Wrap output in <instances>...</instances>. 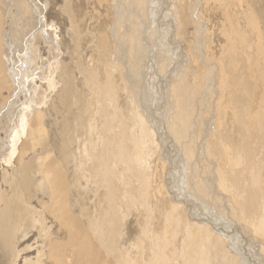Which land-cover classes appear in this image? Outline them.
I'll return each mask as SVG.
<instances>
[{"label": "rangeland", "instance_id": "rangeland-1", "mask_svg": "<svg viewBox=\"0 0 264 264\" xmlns=\"http://www.w3.org/2000/svg\"><path fill=\"white\" fill-rule=\"evenodd\" d=\"M20 1L21 0L16 1L17 2L16 3L15 0L12 1L0 0V8L2 7L0 13L2 14L3 12V15L1 14L0 15L1 16L5 15L3 19L0 20V75L3 78L1 79L2 85L3 86L8 85V87L10 88L9 85L11 83L12 90L16 87V85L12 83V80L7 79L9 67H6V64L4 63L5 55L2 54V51L3 52L6 51V53H8L10 56L12 55L11 56L12 58L14 57L13 61L15 63L13 66L15 70H18L20 67V63H17L16 57L19 58L23 55L24 52L23 41L26 40L29 41L31 39V41L34 42L35 38L33 37L31 38L32 34L39 33V31H37L36 29H31L30 25L22 24L21 21L22 16L20 15V10H19L20 9L19 6L21 5ZM138 1L139 0H72V1L71 0H40V1L35 0L34 3L32 4L33 6H37V7L46 5L47 14L48 13L51 14L52 17H54V20L56 22L58 21L57 22L58 27L61 26L59 30L57 29L58 31L56 30V32L59 34L58 39L59 40L61 39L60 40L61 42H64L65 39L66 44L71 43L69 45H66L64 42V48L67 47L65 48L66 50L62 47L63 50L65 51V52L63 51L62 53H64L65 55L68 54L67 56L63 55L64 59L67 57L64 60V65L66 70H69L70 68L73 67L72 69H70L71 71L70 70L69 71L71 73L73 72L74 75L72 74V76L75 79V82H77V84H79L80 87L82 86L84 81L83 79L84 76L82 77V75L87 71V68H89L88 65L90 66V68L93 67V65L95 67L100 66L105 56L106 58L109 57L108 60L109 61L111 60L109 63L113 62L112 64L114 67L118 68L120 66L118 70L121 71L122 74H120L121 75L120 76L117 73L118 75L116 74L115 75L116 79L115 78L114 79L117 82H120L118 84V86H120V90L123 91L124 93L125 91L127 92L126 97L127 99H129L126 100L127 104L128 105L131 104L132 106V103H135V105H138L139 107L141 106L140 108L142 112H144L143 113L144 116L142 115V117L144 118L143 121L145 122L144 125L146 124V126L148 127V128L146 127V130L148 131V134L146 133V135L148 137V142H149V146H148L149 154H148V158L145 159L146 166L145 165L143 166V170L137 169L136 167V170L134 172L136 177L133 176L135 182L133 180L132 181L134 183H137L138 182L136 180L137 175H141L142 173H147L150 183L155 184L156 188L159 190V194H158V196L160 197L159 201L163 205H161V208H159V206L155 207L153 206L152 200L150 199L151 210L149 209L148 212L151 222L155 226H158L157 229L159 230V232L163 231L162 229L163 223L159 222L161 221L160 219H162L161 215H163L166 211L169 210L170 207L168 206L171 203L180 202L187 207V211H185L184 216H187L188 221L190 222L204 221V223H206V226L210 224L213 230L223 233V235L228 238L227 239L228 242L230 239L231 242L228 243V249L231 248L230 252L233 255L234 254L237 255L238 253L237 257L238 258L241 257L240 258L241 260L243 259V261L240 260L242 264H255V263L264 264V255H263L264 253H261L262 251H264L263 249L264 221L261 220V219L264 220V0H260V1L241 0L242 4L240 3L241 4L240 7L243 6L242 9L240 7H237L238 6L237 4L235 5L234 8V4L237 3V0H198L199 3L197 2V0H187V4L189 3L190 5L189 4L188 5L191 7V9H189L190 11H187L188 5H186L185 0H183V2L185 3L184 7L182 5L184 3L180 0L178 2L177 0H175L174 2L173 0H140L139 2ZM167 1H169L170 3H168ZM66 2H70L69 3V5H71L70 10L74 11V12L71 11L72 15L70 17L61 13L60 10L62 7L65 6ZM139 3L141 6L143 5L142 8L140 5H138ZM205 3L207 5H205ZM192 4L194 6L196 5L195 6L196 10ZM173 5L175 7L177 6L176 8L174 7V10L172 8ZM138 7H140L139 8L140 11ZM236 7L237 9L240 8V10L234 11ZM185 8L187 9L185 10ZM176 9L180 11L184 10L181 11L182 15L184 13L185 15L188 13L190 19L189 22L191 20L193 22L196 21L194 22L195 24L191 21L190 23L192 26L190 25V23L188 24V26L190 25L189 27L186 24V26L184 25L182 28H180L181 32L180 29H178L179 31L176 33L175 30L177 29L174 26V24H172L173 22H175L174 21L175 16H173L175 15V12L176 13L178 12V14H180L178 10L175 11ZM168 11L170 12L172 11L171 14ZM73 15L78 17L80 23L77 22L78 21L77 18ZM171 15L174 17V20ZM196 15L198 17H196ZM74 17L76 18L77 21L75 20ZM41 18H42L41 16H38V18L36 17L34 21L41 20ZM68 19H71L70 22L68 21ZM3 20L5 22V26L2 25ZM72 21H76V24L75 22H73L75 26H77L75 27V29L80 28L76 31L75 33L76 36L73 33L74 28H70L71 26H73ZM68 23H71V26ZM130 23L132 24L135 23V26H137L138 31H136V33L132 29L134 26L133 25L131 26ZM159 23L163 24L162 27H160L161 25H159ZM62 24L65 27V30L63 29L64 27L62 26ZM142 26H144L145 28ZM199 27L201 29H199ZM85 28H87V30ZM47 30H52V29L50 27L49 28L47 27ZM68 30L71 33H73L72 36L71 34H69L70 32ZM193 30L195 33L193 32ZM132 31L133 33H130ZM95 32H97L98 34ZM86 34L87 37L83 39V37H85ZM130 34H132V36L133 34L136 35V39H138L137 46L139 48H137L135 44L136 43L135 36L132 37ZM60 35H62V38L60 37ZM67 36L69 37V39ZM129 36L131 38H129ZM72 37H76L74 38L75 41L78 40L77 38H79V41H77V43L76 42L74 43V44H78V46L80 44V46L78 47L79 49L77 48L76 45L72 43L73 40ZM93 39L95 40V43L93 42L94 41ZM68 41L70 42L67 43ZM140 42L141 44H139ZM129 43L131 44V46ZM42 44L43 43H41L39 39L36 40L35 45L36 48L38 49L37 51H35V54L37 52L38 55L36 54L35 57L37 60L36 62L39 63V65H37V68H39L41 66V63H43L44 61L49 60L48 61L49 64L53 63L52 61H50V59L53 58L54 54H56L55 50L52 49L50 45L48 44L42 45ZM101 44L103 46H101ZM91 46H94V48ZM44 47L46 48L45 51H44L45 49ZM131 47L136 48L135 49L136 51ZM75 48L76 51L74 50ZM93 49H95L94 52H92ZM69 50L75 51V54L73 51L70 52ZM129 51L131 53H129ZM76 52L77 53L80 52V53L77 54ZM96 53L99 55V57ZM91 57H94V60ZM99 60H101V62ZM65 61L68 63H65ZM94 61L96 62L95 64ZM8 64L10 65V62ZM158 68L160 69L162 68V69L160 70ZM185 69L188 72L184 71ZM183 72L184 73L186 72L185 74L188 73L187 75H185L186 78L184 81L185 85L187 86L189 84L188 87H194L195 85V88L196 87L198 88L196 94L197 97L200 91L199 100L196 98V96L194 99L197 101L202 100L203 102V103L201 101L197 102L194 100L195 103L197 102L198 104L200 103L201 105L200 104L198 105L197 103L195 104V112H194L195 115L193 116L194 118L192 117V120H190V122L191 123L194 122V124H191L192 126L190 125L191 127H189V130L191 131V133L189 132V137H188L189 139L186 138L189 141H187L186 139L185 141L181 140L182 143L186 142L185 145L179 143L180 146L189 147L188 151L187 150L184 151L186 153L181 151L183 150V147L178 146L179 144L176 143V141H174L175 138L173 137V134L169 130L170 129L169 127H171L173 125L172 123H174V116H175L174 114H176L177 112L175 106L173 108L174 104H172V100L170 97L171 92L169 91V89L171 87V84L174 83V81H179V79L182 78L184 74ZM33 73L37 74L39 73V70H35ZM172 77H174L175 79ZM117 78H119L120 80ZM34 81H37L42 84H44L45 82V81L42 82L41 80L37 79V76L36 78H34ZM190 81H192V83ZM60 85L61 84H59L57 88H59ZM26 94L23 95L26 96ZM8 95L9 94L7 92L5 94L6 98L8 97ZM29 98L32 99V96L30 95ZM130 99L132 100L130 101ZM9 101L10 99L5 104L3 105L0 104V136L5 135L0 139H4L7 137L4 130L9 128L12 121H15V119L19 115L20 110L23 107L21 105L22 103L21 104L17 103L9 107ZM0 103H2V101H0ZM37 103L38 100H36V102L33 101V103H31L33 106H35L34 109L36 112L37 111L42 112L43 110H47L46 108L49 107L48 103L47 106ZM171 109L172 111L174 110L173 114ZM52 119H53L52 116H50L49 118L45 117V119L41 117L39 119L38 123L36 124V125L39 124L37 128V134L35 136V139L32 137L31 140V144L33 145L27 148L26 154L27 156H29L27 159L29 160L32 159L34 154L35 156L39 155L43 150V148L50 145L51 143L50 140H53V134L56 136V134L58 133V130H56L57 126L54 125L55 123L53 122ZM197 125H201V128ZM167 130H169L171 134ZM207 139H210L208 145L209 148L208 147L206 148V146L203 144ZM47 141L49 142V144ZM153 146L155 148H153ZM179 147L182 149H180ZM190 149L192 153L191 159L188 158L187 156L189 154V153L187 154V152H189ZM241 149L242 151H240ZM233 150L240 152L241 155L243 152L244 155V156L242 155V157H244L243 158L244 162L242 163V167H240L241 165H237L241 161L242 157L234 165V167L237 170H241L240 168L244 169L242 175L243 177L242 176L240 177L239 175V179L237 178V176L235 177V174L230 175L227 169L228 163L231 162L233 159ZM207 152L208 154L210 153L211 155H208ZM40 157H43V155H41ZM255 161L259 163H256ZM4 164L5 163L3 162L1 163L0 161V165H2V168L0 167V189L5 187L7 191L6 189L0 190V197H1L0 205L4 200H7L9 198L8 195L10 196L11 194L9 193H12L13 190L11 186L9 187L10 182L7 181L8 179L7 173L9 174V172L6 171V174L4 176L5 170H3V168L4 169L10 167L12 168L15 166L20 167V165H16V163L11 166ZM137 170H139L142 173H139ZM77 174H79V171L77 172ZM69 180L64 181V183L66 182L65 194H64L65 198L64 197L61 198V202L63 203L60 204L59 207H61L62 212H64L65 215L75 220V222L79 223L80 222L79 218L81 216L80 215L81 213L78 210L79 204L80 203L84 204L85 206L83 207L84 210L86 208L89 209L88 208L89 202H87L86 200L88 199V196L86 198L84 197V194L86 193L85 191L86 184L84 182L80 184V182H78L77 180V176L75 175L71 176ZM118 181L119 182L117 181L115 182L116 183L115 185L117 189H121L122 186V184H120L121 179ZM163 184L165 187H167L166 189L163 186ZM253 185L254 187H252ZM71 188L73 189V193L71 191ZM75 188H78V191L81 190L80 194L76 192ZM98 190L99 193H97ZM98 190L95 191V196H94L95 197L94 199L96 200L95 201L96 207L97 206L99 207L98 202L104 200L102 197L105 196V193H103V191L101 192L100 189ZM2 191L4 193H2ZM151 193H152V189L150 188L149 194ZM165 193H168L167 195L169 197L166 196ZM36 195L39 197L37 196L35 198L33 197L34 198L33 201L36 200L33 204L34 207L36 206V209H39L37 211L38 212L41 211L40 213H43L44 220L46 219L45 221L48 222V223L46 222L47 224L46 223L45 224L47 226L53 227V232L50 230V238L55 235L51 239L56 242L57 241L60 242L58 243L59 248L61 247L60 254L62 256V257L60 256V264L61 263L70 264L72 262L73 257H77L79 259V262H83L81 258H83V256L89 258L91 256V253L94 254L96 258L94 261H91L92 264H115V261H112L113 256L111 254H107L105 250L102 248V246L91 235L89 236L88 230L81 223H79L80 224L79 227H80L81 235L83 234L81 236L82 241L69 239L67 238V236H64L65 231L60 226L59 219L53 214L51 215L49 213V210L51 211V208L54 206L55 203V201H53V199L50 198V193L49 192L48 194L40 193ZM43 197L44 198L47 197L45 198L46 200L43 199ZM82 199L83 202H81ZM239 199H245L246 202L248 201L249 205L247 209L248 210L249 208L251 209V211H249L251 212V214L249 213L251 216L248 214L247 211H246L247 216L246 213L244 215L240 214ZM105 200L107 205V201H109L108 197ZM114 200L112 204L116 205L121 211L120 213L122 215V219L125 225L124 227L125 235L122 237V239L120 238L121 241L123 240L122 241L123 243L120 242V239L115 243L118 245L120 243L123 244V245L120 244L119 246L122 251L124 250L123 252L126 254L128 260H131L136 264H141V263L146 264L148 261L147 259H150V253H149L150 251L148 250L150 248V246L148 245L149 243L145 239L144 241H142L143 243H141L142 244L141 248L138 247L139 244L137 243L138 242L137 236L139 237L143 228L146 227V222H145L146 212H144L145 209L144 207H142L141 204L140 206L129 207L130 209L125 208L123 204L119 201V199L117 200L114 199ZM98 207L96 209H94L95 207L91 208V210L89 211L90 212L89 216H91L94 220L97 219L98 223H100L104 218L103 217L104 214L99 215V213H97L96 210H98ZM166 208H168V210ZM152 213H154V215ZM242 216L246 217L247 220L249 219L250 222L252 223L254 222L253 224L255 225L259 223V221L261 220L260 222L263 223L261 224L263 225L261 226V232L254 234L252 231H250L251 230L250 223L248 226L246 225L249 229L248 231L247 227L244 225L245 223L248 224V222H245ZM248 216L249 218H247ZM252 216L254 217L252 218ZM81 219L85 221V218L82 217ZM48 220H50L51 222ZM54 221H56L57 223L55 222L53 224ZM58 229L60 231L63 230L64 232L62 231L63 233H61ZM23 231L25 232L21 234L22 236L19 238V240L14 242V250H15L14 252H11V254L0 253L1 255L0 264H33L37 262L36 260L39 257H42V255H43L42 258L46 257V254L48 253L49 250L48 248L49 244L48 246H46V243L48 241H46L45 239L46 238L45 234L42 231H40V226L38 225L37 227V225L32 224L30 227L24 228ZM249 232L251 236L249 235ZM106 233L107 231L104 230L105 235ZM261 234L263 236H261ZM254 235L255 236L257 235L256 236L257 239L255 238ZM41 236L43 238H41ZM249 236L252 237L253 239L250 238ZM55 238L57 240H55ZM51 239L47 238V240H51ZM135 243L137 245H135ZM18 244L19 246L16 247ZM107 244H111V243L108 242ZM140 249L141 251H139ZM37 251L39 252V254ZM88 252L90 253V255H88L89 254ZM242 254H244L245 256ZM251 261H253L254 263ZM177 262L178 263L182 262L181 257L177 258ZM54 263L57 264L56 262Z\"/></svg>", "mask_w": 264, "mask_h": 264}, {"label": "bare ground", "instance_id": "bare-ground-1", "mask_svg": "<svg viewBox=\"0 0 264 264\" xmlns=\"http://www.w3.org/2000/svg\"><path fill=\"white\" fill-rule=\"evenodd\" d=\"M16 1H19V0H15V2ZM34 1L35 0H21L20 1L21 5L19 4L21 6V7L19 6V8H20L19 10H20V15L22 16L21 17L22 24L30 25L31 29H36L37 31H39V33H37V34L33 33L32 34L31 38L32 37L35 38L34 42L31 41V39L29 41H27V40L23 41V43H24L23 55L19 58L16 57L17 63H20V67L18 70H15V68L13 66L15 63L13 61L14 57L12 58L11 57L12 55L10 56L8 53H6V51H4V52L2 51V54L5 55L4 63L6 64V67H9L7 79L12 80V83H14L16 85V87L12 90L11 89V83L9 85L10 88L8 87V85L3 86L2 80H1L3 78L0 75V101H2V103H0V104L3 105L6 102H8V100L10 99L9 107L14 105V104H17V103H20V104L22 103L21 105L23 107L20 110L19 115L15 119V121H12L9 128L4 130L7 137L4 139H0V161H1V163L3 162L9 166L14 165L15 163H16V165H20V167L15 166L12 168L11 167L5 168V169L3 168V170H5L4 176L6 174V171L9 172V174L7 173V177H8L7 181L10 182L9 187L11 186L13 190H12V193H9V194H11L10 196L8 195L9 198L7 200H4L2 202V204L0 205V253L1 254L2 253L11 254V252H14L15 251L14 250V242L19 240V238L22 236L21 234H23L25 232V231H23V229L26 227H30L32 224L37 225V227L39 225L40 231H42L45 234V236H46L45 239H46V241L49 242V243L48 242L46 243V246H48V244H49V246H48L49 250H48V253L46 254L45 258H42L43 255H42V257H39V258L37 257L38 259L36 260L37 262H35V263H37V264H55L54 262H56L57 264H60V256H61V254H60L61 249L60 248L61 247L59 248V246H58L59 245L58 243H60V242L59 241L56 242V241L51 239L55 235L54 236L51 235L52 237L50 238V230L53 232V227L46 225L48 222L45 221L46 219L44 220L43 213H40L41 211L38 212L37 210H39V209H36V206L34 207V205H33L34 202L36 201V200L33 201V199L37 196L36 194H40V193L41 194L42 193L48 194V192H49L50 198H52L53 201H55L54 206L51 208V211L49 210V213L51 215L53 214L54 216H56L59 219L60 226L65 231L64 232L61 229L64 232V236H67V238H69V239L82 241L81 236L83 234L81 235L80 227H79L80 226L79 223H81L88 230L89 236L91 235L102 246V248L105 250V252L107 254H111L113 256L112 261H115V264H136V263L132 262L131 260H128L126 254L123 252L124 250L122 251L120 246H119L121 243H123L122 242L123 240L121 241V239L125 235L124 234L125 225H124V221L122 219V215L120 213L121 211L119 210V208L116 205L112 204L115 201L114 199H116V200L119 199V201L123 204V206L125 208H129V207H133V206H140V204H141L142 207H144V209H145V211L144 210L143 211L146 212V215H145L146 220L144 219L146 222V227L144 226L145 228H143L139 237L137 236V241H138L137 243L139 244V246H138L139 248H141V246H142L141 243H143L142 241H144L145 239L149 243V244L148 243L147 244L150 246V248L148 249L150 251L149 252L150 253V259H147L148 261L146 260L147 261L146 264H180V263L181 264L182 263L183 264H242L240 262L241 257H239V258L237 257L238 253H237V255H235V254L233 255L230 252L231 248L228 249V243L231 242L230 239L228 242V240H227L228 238L226 236H224L223 233H220L218 231L213 230L209 223L208 224L210 226L209 225L206 226V223H204V221L203 222H197V221H191L190 222V221H188L187 216H184L185 211H187V207L180 202H175V203H171V204L168 202L170 204L168 207H170V208H169V210H168V208H166L168 211H166L164 214L162 213L163 214V215H161L162 219H160L161 221H159V222L163 223V227H162L163 231L162 232H159V230L157 229L158 226H155L151 222V219L149 218L150 216L148 215V212H149V209L151 206L150 201L152 200L153 206H155V207L159 206V208H161V205H163V204H161L159 201L160 200V197L158 196L159 190L156 188L155 184L150 183L147 173H142L139 170H137L139 173H142V174L137 175V178H139V179L136 178V180L138 182L134 183L135 181L133 179L134 178L133 176L136 177V175L134 173L136 170V167H137V169L143 170V166L144 165L146 166L145 159L148 158V154H149V149H148L149 142H148V137L146 135V133L148 134V131L146 130V127H147L146 124L144 125L145 122L143 121L144 118L142 117L144 112H142V110L140 108L141 106L139 107L138 105H135V103H132V106H131V104L128 105L127 101H126V100H129L126 97L127 92L125 91V93H124L123 91H121L120 86H118V84L120 82H117L115 80L116 79L115 75L117 73L119 75L122 74L121 71L118 70V68L120 66L118 68L114 67L112 64L113 62L109 63L111 60L110 61L108 60V58H109L108 55H107L108 58H106V56H105L104 59L102 58L103 61H102V64L100 66L95 67L93 65V67L90 68V66L88 65L89 68H87V71L86 72L84 71L85 73H83V75H82V77L84 76V78H83L84 81H83L82 86L80 87L79 84H77V82H75V79L72 76L73 72L72 73L70 72L71 71L70 69H72L73 67L69 69L70 71L65 69L64 60L67 57L64 59L63 55H65V54L62 53L64 51L63 48H64L65 39H64V42H61L60 41L61 39L60 40L58 39L59 34L56 32V30L57 29L59 30V28L61 26L58 27V24H57L58 21L56 22L54 20V17H52L51 14H49V13L47 14L46 5L45 6L42 5L40 7L33 6L32 3H34ZM174 1L175 0H173V2ZM178 1L179 0H177V2ZM180 1L183 2V0H180ZM167 2L170 3L169 1H167ZM197 2H198V0H197ZM69 3L70 2H66L65 6L60 9L61 13L65 14L68 17H70L72 15L71 11H73V10H70L71 5H69ZM185 3H186V5L189 4V3L187 4V0H185ZM185 3L182 4L183 7H184ZM240 3H241V0H237V3L234 4V8H235L236 4L238 5L237 7H240L242 4V3L241 4ZM41 4H44V3H41ZM207 4H208V2H207ZM207 4L205 3V5H207ZM138 5H140V3ZM165 5H167V4H165ZM189 5L187 6V8H188L187 11H190L189 9H191V7ZM142 6H141V8H142ZM195 6H194V8L196 10ZM174 7L175 6L173 5L172 6L173 10H174ZM237 7H236V9H234V11L235 10L238 11V10H240V8L242 9L243 6L240 7L239 9H237ZM1 8H0V12H1ZM139 8L140 7H138V9ZM187 8H185V10ZM180 9H183V8H180ZM192 9H193V7H192ZM177 10L178 9H176L175 11H177ZM139 11H140V9H139ZM178 11L180 12V14H178V12L177 13L175 12V15H173V16H175V20H174V17L171 15L173 20L175 21L172 24H174V26L177 29V30H175L176 33L179 31L178 29L182 28L184 25L186 26V24L188 26V24L192 21L191 20L189 22L190 19H189V16H188L189 14L187 13V11H186V13H187L186 15H185V13L182 15L181 11H184V10H181V11L178 10ZM168 12L171 14L172 11L171 12L168 11ZM191 14H192V12H191ZM1 15H3V12ZM1 15H0V20H2L3 17L5 16V15L4 16H1ZM65 15H64V17H65ZM38 16L42 17L41 20L34 21L36 19V17L38 18ZM73 16H75V15H73ZM75 17L77 18L78 21L76 20ZM75 17H74L75 20L78 23H80L78 17L77 16H75ZM196 17H198V16L196 15ZM57 19H59V18H57ZM80 19H82V18H80ZM70 20L71 19H68L69 22H70ZM61 21H62V19H61ZM76 21H72V23L75 22V24H76ZM194 22H196V21H194ZM7 23H8V21H7ZM83 23H85V22H83ZM68 24H70V26H71V23H68ZM75 24L73 23L72 24L73 26H71V27L68 25L70 28H74V31L72 30L74 35H75L76 31L78 29H80V28L75 29V27H77V26H75ZM2 25L5 26L4 20L2 21ZM67 25H66V27H67ZM130 25L134 26L132 29L136 33V31H138V29H137V26H135V23H133V24L130 23ZM159 25H161L160 27H162L163 24L159 23ZM190 25H191V23H190ZM62 26H63V24H62ZM47 27L48 28L50 27L52 30H47ZM142 27H144V26H142ZM200 27H199V29H201ZM90 28H93V27H90ZM63 29L65 30V27ZM85 29L87 30V28H85ZM81 30H82V28H81ZM184 30H186V29H184ZM133 31L130 33H133ZM195 31H197V30H195ZM4 32H5V29H4ZM86 32H88V31H86ZM180 32H181V29H180ZM193 32H194V30H193ZM63 33H62V35H63ZM73 33L70 32L69 34H71V36H72ZM95 33H97V32H95ZM92 34H93V32H92ZM134 34H133V36H135V39H136V35H134ZM196 34H197V32H196ZM202 34H203V32H202ZM62 35H60L61 38H62ZM88 35H90V34H88ZM130 35L132 36V34H130ZM127 36H128V34H127ZM63 37H65V36H63ZM86 37H87V34L85 35V37H83V39ZM74 38H76V37H72V39H73L72 43L73 44L75 42L77 43V41H79V38H77L78 40H76V41ZM127 38H126V40H127ZM129 38H131V37L129 36ZM37 39H39L40 42L43 44L50 45L52 47V49H54L56 52V54H54L53 58L50 59V61H52L53 63L49 64L48 63L49 60L44 61L43 63H41V66L39 68H37V65H39V63L36 62L37 60L35 57L36 54L38 55L37 52L35 54V51H37V49H38V48H36V45H35ZM68 39H69V37H68ZM91 39H92V36H91ZM70 41H68L67 43H69ZM131 41H132V39H131ZM93 42L95 43V40ZM134 42H132V43H134ZM65 44H66V42H65ZM69 44H71V43H69ZM69 44H66V45H69ZM135 44H136V46L138 45V39H136ZM139 44H141V42ZM33 45H34V47H33ZM74 45H76L77 48L80 46V44H79V46H78V44H74ZM40 46H38V47H40ZM94 46H91V47L94 48ZM101 46H103V45L101 44ZM130 46H131V44H130ZM65 48H67V47H65ZM137 48H139V47L137 46ZM132 49L135 50L136 48L133 47ZM45 50H46V48L44 49V51ZM74 50L76 51V48ZM91 50H92V48H91ZM94 50L95 49H93L92 52H94ZM69 51L71 52L73 50H69ZM75 51H73L74 54H75ZM77 51H79V50H77ZM193 51H195V50H193ZM100 52H103V51H100ZM79 53H77V54H79ZM129 53H131V52L129 51ZM176 54H178V53H176ZM67 55H65V56H67ZM194 56H196V55H194ZM47 57H48V55H47ZM98 57H99V55H98ZM165 57H167V56H165ZM91 58L94 60V57H91ZM100 58H101V56H100ZM129 59H131V58H129ZM101 60H99V61L101 62ZM9 62H10V65L8 64ZM41 62H42V60H41ZM34 63H35V65H34ZM65 63H68V62L65 61ZM95 63L96 62L94 61V64ZM161 65H163V64H161ZM80 67H82V66H80ZM187 68H188V66H187ZM158 69H160V68H158ZM158 69H157V72H158ZM35 70H39V73H37V74L33 73ZM81 70H83V69H81ZM137 71H138V69H137ZM184 71H186V69ZM186 72H188V71H186ZM185 73L183 74L182 78L179 79V81H174V83L171 82L173 84H171V87L169 89V91L171 92L170 97L172 100V104H174L173 108L175 106L176 111H177L176 114H174L175 115L174 116V123H172L173 125L170 123L172 126L169 127L170 128L169 130L171 131V133L173 134V137L175 138L174 141H176V143H178V144L181 143L183 145H185L186 142L182 143L181 140L185 141V139L189 137V132L191 133V131L189 130V127L192 126L191 124H194V122L191 123L190 120H192V117L195 115L194 114L195 104L197 102H200V101L202 102V100L197 101L194 99L196 96V98L199 100L200 91L198 93V97L196 95L198 88L196 87L197 88L196 89L195 85H194V87H188L189 86L188 83H186V84H188L187 86L185 85V83H184V81L186 79L185 75L188 74V73L187 74H185ZM36 76H37V79L41 80L42 82L45 81L44 84L39 83L37 81H34V78H36ZM179 76H180V74H179ZM172 78H174V77H172ZM117 79H119V78H117ZM193 80H195V79H193ZM176 82H178V83H176ZM190 82L192 83V81H190ZM59 84H61V85L59 86V88H57V86ZM121 88H122V86H121ZM123 89H124V86H123ZM165 90H167V89H165ZM201 90H203V89H201ZM27 91H28V93H27ZM7 92L9 95L6 98L5 94ZM23 94H26V96H24ZM30 95L32 96V99L29 98ZM132 95H133V93H132ZM10 96H11V98H10ZM201 98H203V97H201ZM36 100H38L39 104L46 105V106L48 103L49 107L46 108L47 110H43L42 112H38V111L36 112L34 109L35 106H33L31 104V103H33V101L36 102ZM131 100L132 99H130V101ZM194 100L197 102L195 103ZM164 103H166V102H164ZM198 105H197V107H198ZM128 108L129 109L131 108V109L129 110ZM171 111H172V109H171ZM173 111H172V114H173ZM200 112H202V111H200ZM50 116H52V118H53L52 120L55 123L54 125L57 126V129L56 128H54V129L58 130V133L56 134V136L53 134V140H50L51 143L49 146L45 147L46 144L44 145L45 148H43V150L45 151V153L43 150L42 151L40 150L41 153L40 154L37 153L39 155L35 156V154H34L33 158L31 156L32 159H30V160L27 159L29 157L26 154L27 148L29 146L33 145V144H31L32 137L35 139V136L37 134V128H38L39 124L38 125H36V124L38 123V121L41 117H43L45 119V117L49 118ZM171 118H172V116H171ZM197 126H199L201 128V125H197ZM199 127H198V129H199ZM169 130H167V131L169 132ZM162 131H163V129H162ZM169 133H168V135H169ZM49 135H50V133H49ZM3 136H5V135H3ZM3 136L1 135L0 138H2ZM50 137H52V136H50ZM173 137H172V139H173ZM201 137H203V136H201ZM209 140L210 139H207L203 143L206 146V148L209 145ZM187 141H189V140H187ZM189 143H191V142H189ZM48 144H49V142H48ZM178 146H180V144ZM180 147H183V150H181L183 152L185 150L188 151V148H189L188 146H180ZM153 148H155V147L153 146ZM180 149H182V148H180ZM236 150H233V159L231 162L228 163L227 169H228V172L230 175L235 174V177L237 176V178L239 179V175H240V177L243 175L244 169L240 168L241 170H237L234 167V165H235V163H237L241 159L243 152L241 155L240 152H238L239 148H238V151H236ZM240 151H242V149ZM33 153H35V152H33ZM184 153H186V152H184ZM187 154H188L187 155L188 158L191 159L192 158L191 149L189 150V152H187ZM207 154H208V152H207ZM41 155H43V157H40ZM208 155H211V154L209 153ZM243 158L244 157H242L241 161L237 164V165H241L240 167H242V163L244 162ZM256 163H259V162H256ZM131 165H134V166H131ZM149 166H151V165H149ZM0 167L2 168V165H0ZM63 169H64V171H63ZM238 169H239V167H238ZM78 171H79V174H77ZM251 173H253V172H251ZM74 175L77 176V180H78V182H80V184L82 182H84L86 184V190H85L86 193L84 194V197L86 198L88 196V199H86V200H87V202H89V204H88L89 209L86 208L85 210L83 208V207H85L84 204L83 203L79 204L78 210L81 213L80 214L81 216L79 218L80 219L79 223L75 222V220H73L70 217H68L67 215H65L64 212H62L61 207H59L60 204L63 203V202H61V198H63L64 194H65V183L66 182L64 183V181L69 180L71 178V176H74ZM120 179H121L120 184H122V186H121V189H117L115 182L116 181L119 182L118 180H120ZM257 182H258V180H257ZM84 183H83V185H84ZM98 183H100V184H98ZM3 184H5V183H3ZM74 186H75V184H74ZM163 186H164V184H163ZM252 187H254V185ZM150 188L152 189L151 194H149ZM166 188L167 187H165V189ZM1 189H6V188L4 187ZM98 189H100L101 192L103 191V193H105V196L103 194L104 197H102L104 200H101V201L98 200L99 201L98 202L99 207L97 206L98 210H96L97 213H99V215L104 214V216H103L104 218L100 223H98L97 219L94 220L91 216H89V213H90L89 211L91 210V208H93V207H95L94 209L97 208L96 202H95L96 200L94 199L95 198L94 196H95V191H97ZM75 190L78 194H80V192H81L80 189H79L80 191H78V188H75ZM200 190H201V188H200ZM6 191H7V189H6ZM71 191L73 193L72 188H71ZM166 192H167V190H166ZM2 193H4V192L2 191ZM72 193H71V195H72ZM97 193H99V190ZM165 194H166V196H168L167 195L168 193H165ZM82 196H83V194H82ZM37 197H39V196H37ZM107 197H108L109 201H107V205H106L105 199H107ZM109 197H111V198H109ZM161 197H163V196H161ZM45 198H47V197H45ZM45 198L43 197V199H45ZM48 199H47V201H48ZM86 200H84V201H86ZM0 201H1V199H0ZM81 202H83V199L81 200ZM163 202H165V201H163ZM70 203H69V205H70ZM239 203H240V205H239L240 206L239 207L240 214L244 215L246 213V211L248 212V214L249 213L251 214V212H249V211H251V209L250 208H249V210L247 209L248 205H249L248 201L246 202L245 199H239ZM35 204H37V203H35ZM82 204H83V206H82ZM63 206H64V204H63ZM40 207H42V206H40ZM122 208H120V209H122ZM137 211H138V209H137ZM45 214H46V212H45ZM152 214L154 215V213H152ZM124 215H126V214H124ZM246 216H247V213H246ZM82 217L85 218V221L81 219ZM253 217L254 216H252V218ZM152 218H153V216H152ZM247 218H249V216ZM243 219L245 220V222H248V224H246L244 222L245 226L246 225L248 226L250 223V225H251L250 231H252L254 234L261 232V226H263L261 224H263V223H261L260 221L261 220L264 221L263 219H261L259 221V223H257L258 225L253 224L254 222L253 223L250 222L249 219L248 220L246 219V217H243ZM48 221H50V220H48ZM55 222L56 221H54L53 224ZM159 222H158V224H159ZM51 226H53V225H51ZM141 226H142V224H141ZM59 229H60V227H59ZM247 229H248V227H247ZM104 230L107 231L106 235L104 234ZM62 231H60V232L63 233ZM128 231H127V233H128ZM248 231H249V229H248ZM246 233H248V232H246ZM61 235H63V234H61ZM249 235H250V232H249ZM42 236H43V234H42ZM42 236H41V238H43ZM132 236H134V235H132ZM256 236H255V238L257 239ZM261 236H263V235L261 234ZM58 237H60V236H58ZM85 237H86V235H85ZM47 238H49L51 240H47ZM56 238H55V240H57ZM250 238H252V237H250ZM119 239H120L121 243L118 245L115 242H117ZM58 240H59V238H58ZM108 242H110L111 244H107ZM254 242H256V241H254ZM42 244H43V242H42ZM232 244H233V242H232ZM121 245H123V244H121ZM135 245H137V244L135 243ZM18 246H19V244L16 247H18ZM43 247H45V246H43ZM255 247H257V246H255ZM239 248H240V246H239ZM139 251H141V249ZM261 253H264V251H262ZM38 254H39V252H38ZM38 254H37V256H38ZM127 254H128V252H127ZM88 255H90V253ZM242 255H244V254H242ZM263 255H262V257H263ZM40 256H41V254H40ZM93 256H94V254H92V253H91V256L89 258L86 256H83V258H81V260H83V262H79V259L77 257H73L72 262L70 264H92L91 261H94L96 259L95 256L93 259ZM178 257H181L182 262H180V263L177 262ZM248 259H249V256H248ZM241 261H243V259ZM256 261H257V259H256ZM251 262H253V261H251ZM35 263H33V264H35ZM245 263H246V261H245Z\"/></svg>", "mask_w": 264, "mask_h": 264}]
</instances>
